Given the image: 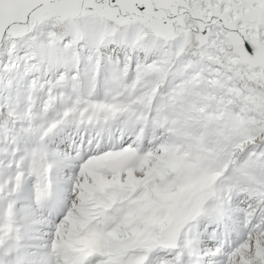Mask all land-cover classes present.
Instances as JSON below:
<instances>
[{
  "label": "snow or ice",
  "instance_id": "1",
  "mask_svg": "<svg viewBox=\"0 0 264 264\" xmlns=\"http://www.w3.org/2000/svg\"><path fill=\"white\" fill-rule=\"evenodd\" d=\"M0 264H264V0H0Z\"/></svg>",
  "mask_w": 264,
  "mask_h": 264
}]
</instances>
